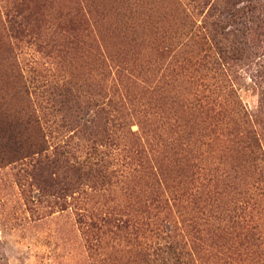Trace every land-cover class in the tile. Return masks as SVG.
<instances>
[{
    "label": "rangeland",
    "instance_id": "rangeland-1",
    "mask_svg": "<svg viewBox=\"0 0 264 264\" xmlns=\"http://www.w3.org/2000/svg\"><path fill=\"white\" fill-rule=\"evenodd\" d=\"M221 8L0 0V264H264V0Z\"/></svg>",
    "mask_w": 264,
    "mask_h": 264
},
{
    "label": "trees",
    "instance_id": "trees-1",
    "mask_svg": "<svg viewBox=\"0 0 264 264\" xmlns=\"http://www.w3.org/2000/svg\"><path fill=\"white\" fill-rule=\"evenodd\" d=\"M201 1H203V4L211 3L212 6L213 5L215 6L216 4L222 5V8L220 11L225 10L228 14L231 13V7L233 4V0H201ZM63 97L64 96H62V99H63ZM61 100H60V103H62ZM34 122H36V121H34ZM11 128H12V125H11ZM65 164H66V162H65ZM96 164L98 165L99 163L96 162L93 164V162L90 160V158L87 157L86 161L84 159L83 161L77 162V163H75V165H71V166H67V164H66V167H67V169L70 168L72 171H75V174H78V176H79V174H81L83 176L86 175L87 178L103 176V175H101L103 173L101 168L99 166H96ZM100 166H103V165L100 164ZM170 261L172 264H179V258H176V256H174V257L172 256Z\"/></svg>",
    "mask_w": 264,
    "mask_h": 264
}]
</instances>
